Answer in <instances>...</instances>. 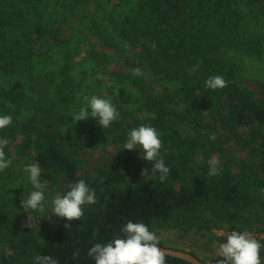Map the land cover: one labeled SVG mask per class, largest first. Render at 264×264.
I'll return each mask as SVG.
<instances>
[{
    "label": "trees",
    "instance_id": "16d2710c",
    "mask_svg": "<svg viewBox=\"0 0 264 264\" xmlns=\"http://www.w3.org/2000/svg\"><path fill=\"white\" fill-rule=\"evenodd\" d=\"M64 1L72 16L56 0H0V115L13 117L0 138L9 141L11 159L32 153L41 182H58L66 192L83 179L97 203L80 221L38 233L21 224L29 211L20 196H3L0 264H35L37 255L95 264L89 249L123 238L129 220L155 232H264V80L243 83L225 58L231 50L261 54L264 30L252 29L248 17L264 0ZM134 57L153 77L179 83L181 99L133 75ZM216 75L227 87L207 89ZM85 95L111 99L120 118L108 128L91 117L73 125ZM142 124L161 133L170 168L163 183L138 149L123 150L127 133ZM107 147L114 150L104 162L86 164L91 151ZM214 156L223 171L209 177Z\"/></svg>",
    "mask_w": 264,
    "mask_h": 264
},
{
    "label": "clouds",
    "instance_id": "9594fccd",
    "mask_svg": "<svg viewBox=\"0 0 264 264\" xmlns=\"http://www.w3.org/2000/svg\"><path fill=\"white\" fill-rule=\"evenodd\" d=\"M152 49L156 48L155 42L150 44ZM196 65L188 69L194 73L199 68ZM142 69H133V75H142ZM96 79L102 80V75H97ZM228 81L223 76H210L205 81V87L210 90L223 89L227 87ZM89 117L96 120L101 128H108L113 121L120 118V113L111 99L102 98L96 95L83 96V103L78 113L72 116V124L78 121L88 120ZM13 122L12 115H0V129H5ZM159 133L151 125L142 124L132 128L127 133V140L123 145V150H139L144 161L152 162V172L159 173V181L165 182L170 173V168L166 166L161 155L162 140ZM9 141L7 138H0V172L9 168L13 161L6 156L5 148ZM209 177L222 174L221 162L217 157L208 160ZM41 168L37 163H31L23 167V172L27 174L33 187V191L27 198L23 196L20 200V207L25 212L29 210L43 214L46 211V184L41 182ZM145 168L142 175L147 173ZM97 203L96 192L81 179L69 185V190L64 194L57 193L51 199L52 215L66 219V221H80L84 215V208ZM65 228L70 224L65 223ZM123 238H114L106 244L97 243L91 247L87 255L94 259L95 264H166L165 257L169 255L166 249L159 247L161 237L155 231H150L143 222H132L129 220L122 228ZM264 247L260 241L247 230L231 231L226 235V242L220 243L215 251V256L221 259L216 260V264H262L261 249ZM77 257L74 256V259ZM35 264H59V261L50 255H37Z\"/></svg>",
    "mask_w": 264,
    "mask_h": 264
},
{
    "label": "rangeland",
    "instance_id": "374dc122",
    "mask_svg": "<svg viewBox=\"0 0 264 264\" xmlns=\"http://www.w3.org/2000/svg\"><path fill=\"white\" fill-rule=\"evenodd\" d=\"M56 4L60 11L71 16L74 14L68 9L65 1L62 2V0H56ZM263 9L256 8L254 17L251 19L248 17L252 29L260 31L264 30ZM261 39L264 41V37H261ZM225 58L230 65L238 67V79L243 83L246 84L254 80H264V49L261 51L260 55L257 53L249 54L242 50H231ZM134 60L136 61L135 67L132 65L129 68V71L131 70L133 72L134 68L140 67L143 73L142 76L148 78L155 86L154 91H158L159 87H167L169 91L175 95L176 99H181L182 93L180 91L179 83H171L161 76L153 77L151 73L149 74L138 57H134ZM113 150V147H107L105 149L91 151L90 154H88L89 159H87L86 164L90 163L89 165L93 166L100 162V160H103L102 162H104ZM30 154L21 156L14 154L12 165L0 172V199L3 198V196L6 198H12L15 195H19L20 198L23 196L27 198L31 191L34 190L27 174L23 172L24 166L33 163L32 153L30 152ZM57 193H65L63 186L58 182H47L46 199L48 203L46 211L41 214L37 211L29 210L28 215L21 219V224L36 227L38 233L52 231L61 225L65 219L52 215L51 199ZM255 231L258 232L260 229H255ZM156 233L161 237V242H163L165 246L193 253L206 264H216V260L221 259L220 257L215 256L216 248L220 244L218 239L226 237L225 233L227 232L224 228H216L211 234L204 236L201 232L195 230L184 234L181 230L162 228L158 229ZM260 243L264 245V241H260ZM261 260L262 264H264V247L261 249Z\"/></svg>",
    "mask_w": 264,
    "mask_h": 264
},
{
    "label": "water",
    "instance_id": "95a60500",
    "mask_svg": "<svg viewBox=\"0 0 264 264\" xmlns=\"http://www.w3.org/2000/svg\"><path fill=\"white\" fill-rule=\"evenodd\" d=\"M161 248H163V247H161ZM163 249H166L169 252V255H167V256H171L173 258H177V259L186 261L190 264H205L199 258L195 257L194 255H192L189 252L177 250V249H172V248H163Z\"/></svg>",
    "mask_w": 264,
    "mask_h": 264
},
{
    "label": "built area",
    "instance_id": "2783aa9c",
    "mask_svg": "<svg viewBox=\"0 0 264 264\" xmlns=\"http://www.w3.org/2000/svg\"><path fill=\"white\" fill-rule=\"evenodd\" d=\"M227 232V231H226ZM228 233H230V232H227V233H225L226 235L228 234ZM253 234V236L255 237V238H258V239H264V233H252Z\"/></svg>",
    "mask_w": 264,
    "mask_h": 264
}]
</instances>
